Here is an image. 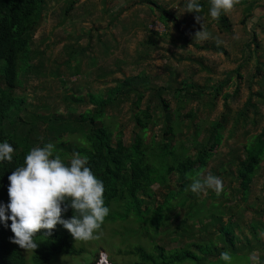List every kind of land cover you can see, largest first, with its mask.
<instances>
[{
	"label": "trees",
	"instance_id": "trees-1",
	"mask_svg": "<svg viewBox=\"0 0 264 264\" xmlns=\"http://www.w3.org/2000/svg\"><path fill=\"white\" fill-rule=\"evenodd\" d=\"M149 1L154 3L153 0ZM198 2L201 4L199 12L189 11V14L200 16L199 30L205 31L211 23H216L223 33L231 30L228 11L213 18L209 11L211 0ZM186 3L187 0H184L183 7ZM66 4L63 8L65 16L73 8L74 1ZM256 4V1L238 0L234 5L242 6L241 24H246L252 17ZM45 7L46 0H0V141L7 140L14 148L13 160L0 162V203L7 204L9 200L8 176L14 168L24 163V157L31 148L51 142L55 146L54 155H59L65 163L76 153L87 156V165L103 181L104 203L110 211L101 228L106 222L120 220L125 225L130 224L120 232V243H131L129 239L134 236L149 239L151 249L135 244L133 249L126 251V254L136 258L132 264H225L220 255L224 251L230 252L236 264H250V252L257 248L264 250L261 237V234L264 235V196L257 197L262 205L254 206L255 215L248 225L250 237L244 234L240 220L242 215L236 210L242 209V206L230 202L238 193L242 194L241 200L247 199L252 180L264 160V125L260 132L251 133L247 138L243 158L238 155V149H231L228 152L230 157L211 169L210 174L224 175L220 177L222 180L229 178L223 190L217 193L208 189L200 197V193H193L188 188L192 178L206 168L211 157H215L214 150L222 143L230 113L228 94H223L224 111L210 120L208 127L202 128V120L195 121L197 112L200 105L214 106L215 98L230 83L232 74L229 73L214 86L208 100L201 98L206 87L194 83L182 82L183 85L168 90L176 104L173 112L169 111V99L163 95L170 85L150 87L148 76L141 73L113 78V85H107L108 81H104L105 88L96 91H91L89 85L84 93L78 86L77 89L68 88L62 96L68 108L66 112L57 111L54 105L41 103L40 99L44 97L39 98L38 102H29L25 94L17 93L24 80L30 76H61L63 65L70 67L71 75L79 74L83 59H75V56L78 52L83 54L89 46V42L87 46L81 45L80 36L75 37L77 46L68 40L70 44L65 45V48L69 47L67 58L60 64L55 59L49 60L40 45L33 47L32 42ZM155 7L159 8L158 19L164 25L168 26V21L177 23L176 15L171 17V13L160 5ZM207 19L208 22L204 23ZM255 23L264 27V16ZM201 24L205 27H201ZM150 32L145 40L148 46L143 49L144 53L150 52L156 45V39L161 36L157 31ZM251 43L259 47L254 34L253 39L245 42L243 47L250 48ZM197 46L198 49H208L204 45ZM211 46L215 51L224 50L216 43ZM140 57L143 58L142 55ZM47 61L54 66L46 65ZM118 69L98 72L95 77L115 75ZM234 71L241 76L239 67ZM256 73L264 78V62L258 60ZM254 95L264 98L260 89L249 90L246 100L236 110L233 130L241 120L247 121L250 109L257 113ZM144 98L146 101L142 107ZM129 100V120L118 124L108 110H116ZM192 101H199V107H191L182 114L187 103ZM51 107L53 110H50ZM185 118H188L186 123ZM130 123L134 126L133 136L129 141H124V130ZM158 124H161L158 130L160 138L153 131ZM193 125L195 128L190 131ZM149 129L152 133L148 136ZM185 138H188V142ZM73 215L71 207L62 213L64 218ZM10 224L11 220L0 222V264H50L59 254L74 256L87 250L82 245L77 246L81 240H75L60 224L51 230L50 235H44L47 231L44 229L37 232L34 237L38 244L36 249L21 248L10 239L14 235ZM170 234L172 240L189 238L190 242L180 247L166 248L158 239ZM97 255L90 264H95ZM111 260L112 264H118L113 258ZM80 264L87 263L82 261ZM259 264H264L263 253L259 257Z\"/></svg>",
	"mask_w": 264,
	"mask_h": 264
},
{
	"label": "rangeland",
	"instance_id": "rangeland-1",
	"mask_svg": "<svg viewBox=\"0 0 264 264\" xmlns=\"http://www.w3.org/2000/svg\"><path fill=\"white\" fill-rule=\"evenodd\" d=\"M69 1L46 0L42 21L35 33L32 46L40 45L45 49L46 57L49 60L55 59V62L60 64L67 58L69 47L65 48V45L70 44L68 40L77 46L75 37L80 36L79 41L82 46H87L86 44L89 42L85 52L83 54L78 52L75 56V59H83L80 66L81 72L71 75L69 73L70 67L63 65L64 72L61 76H41L40 78L30 76L24 80L17 93L25 94L29 102H38L39 98L44 97L42 100L40 99L41 103L54 105L53 107L57 108V111L66 112L68 108H66L62 96L68 88L77 89L78 86L81 88L80 91L84 93L89 85L91 91H96L105 88L106 83L104 81H108L107 85H113L111 81L113 78H123L141 73L148 76L150 87L171 86L165 89L163 95L169 99V111L173 112L176 104L168 90L186 82L194 83L206 87L201 98L208 100L207 97L213 93L214 86L231 73L233 78L217 95L212 108L200 105L199 101H192L187 103L181 113L184 114L191 107L197 109L200 105L195 121L202 120L204 121L202 128L208 127L209 121L224 111L223 94H228L227 104L230 113L223 131L222 143L215 148V157H211L206 168L198 175L209 174L211 169L216 168L221 160L230 157L228 152L231 149H238L240 158L245 156L244 143L247 138L251 133L260 132L264 125V98L254 95L253 100L257 106L255 109L257 113L255 114L253 109H250L247 121L241 120L233 130L236 110L246 100L249 90L260 89L264 94V78L256 73L258 60L264 62V27L257 25L254 22L255 18L249 17L246 24H241L239 21L242 12L240 10L230 11L228 14L232 27L228 33L221 32L216 23H211L208 29L205 28L206 36H196L201 31L199 30L200 19L197 20L194 13H191V16L186 10V6L183 7L184 0H153L156 5L167 9L171 13V17L177 16V23L168 21V26L158 19L159 8L155 7L156 5L149 0H73V8L65 16L63 8ZM206 22L208 19L204 21V23ZM201 27L205 26L202 25ZM151 30L157 31L161 36L156 39L154 48L150 52L144 53L143 49L148 46L145 40L151 34ZM253 34L256 36L259 47L256 48L255 44L251 43L250 48H244L245 42L253 39ZM212 43L221 45L224 50H212ZM197 45L207 46L208 49L203 47L198 49ZM141 55L143 58L140 57ZM45 64L54 66L49 61ZM57 64L55 63V66ZM117 67L120 69L115 71V75L104 78L95 77L98 72L116 69ZM237 67H239L241 76L234 71ZM148 93H146V97ZM145 101L146 98L142 100V107L145 105ZM129 108L130 100L116 110H108V114L115 122L122 125L126 120H129ZM50 110L53 108L51 107ZM253 116L256 120L253 119ZM187 121L188 118H185L184 123ZM160 126L161 124H158L153 128V131L158 133V138L161 134L158 131ZM194 128L195 125L191 127L190 131H193ZM133 132V124H127L123 135L124 141H129ZM151 133L152 130L149 129L147 131L148 136ZM185 139L188 142V138ZM230 165L234 166L233 164ZM223 176L219 175V177ZM228 180L229 178H223V185H226ZM205 194L206 192L200 193V197ZM241 196V193L236 194V198L230 203L237 202L242 206V209L236 210L242 215L240 220L243 222L244 234L250 237L249 222L255 215V207L262 205L257 197L264 196V160L252 180L247 199L241 200ZM209 201L211 200L207 202ZM262 220H264V216H262ZM125 224L120 220L114 223H104V227L97 230L99 234L97 239L81 240L76 244L87 248L86 251L74 256L59 254L55 261L50 264H64L60 263L63 261L71 264H80L84 261L90 264L94 261L97 253L95 264H102L101 253L106 254L107 264H112L111 258L116 260L118 264H132L136 258L126 254V251L133 249L135 244H142L146 249H151V246L149 239L137 236L129 239L130 242L132 241L131 243H120L122 240L120 232L123 228L130 227V224ZM133 227L134 225H132ZM171 237L170 234L165 238L158 239V242L165 245L166 248L180 247L184 243L190 242L189 238L172 240ZM261 237L264 240V235L261 234ZM118 247L119 249H117ZM262 253L264 254V250H259V248L251 251L250 264H256L252 257H260ZM236 262L233 257V264ZM183 264L188 263L184 262Z\"/></svg>",
	"mask_w": 264,
	"mask_h": 264
},
{
	"label": "clouds",
	"instance_id": "clouds-1",
	"mask_svg": "<svg viewBox=\"0 0 264 264\" xmlns=\"http://www.w3.org/2000/svg\"><path fill=\"white\" fill-rule=\"evenodd\" d=\"M238 0H211L210 15L217 18L221 12L231 10ZM198 0H187L186 10L199 12ZM200 16H197V20ZM197 35L206 36L203 29ZM54 144L48 142L36 146L24 157V163L14 168L8 176L7 204L0 203V222L11 220L13 243L24 249H36L34 237L41 229L50 235L57 224L66 228L75 240L98 238L109 207L104 203V184L87 165V156L76 153L68 163L59 155H54ZM13 145L7 140L0 141V162L13 160ZM223 181L213 174L192 178L188 188L193 193H203L213 189L221 191ZM73 209L74 215L64 218L63 212ZM225 264H233L228 251L221 252ZM252 259L259 264V257ZM102 264H107L106 254L101 253Z\"/></svg>",
	"mask_w": 264,
	"mask_h": 264
},
{
	"label": "crops",
	"instance_id": "crops-1",
	"mask_svg": "<svg viewBox=\"0 0 264 264\" xmlns=\"http://www.w3.org/2000/svg\"><path fill=\"white\" fill-rule=\"evenodd\" d=\"M247 1L248 2L256 1V3H257L252 9V11H253L252 18H255L254 22L256 20H258L259 18H261V17L263 18V16H264V0H247ZM234 10H240V12H241L242 11V6L241 5H239V6L236 5V6L233 7V9L229 10L228 13H230V11L232 12Z\"/></svg>",
	"mask_w": 264,
	"mask_h": 264
}]
</instances>
